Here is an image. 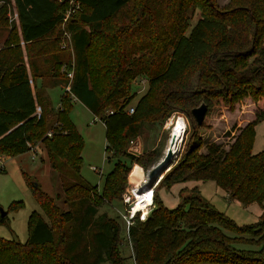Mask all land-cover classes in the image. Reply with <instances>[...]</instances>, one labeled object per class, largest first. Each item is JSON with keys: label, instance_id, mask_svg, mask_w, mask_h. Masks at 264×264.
<instances>
[{"label": "trees", "instance_id": "1", "mask_svg": "<svg viewBox=\"0 0 264 264\" xmlns=\"http://www.w3.org/2000/svg\"><path fill=\"white\" fill-rule=\"evenodd\" d=\"M135 1L79 0V8L63 21L67 2L0 0L5 3L0 25L6 23V4H11L20 34L9 35L10 45L0 49V157L42 141L62 188L52 196L24 174L46 218L32 210L25 241L0 236V264H264V208L257 221L239 225L205 201L197 188L173 207L164 205L157 193L158 187L175 182L213 179L242 203L264 200V147L252 152L255 125L264 117V0H229L222 6L216 0H139L131 7ZM126 7L127 21L104 32L107 21ZM64 29L73 59L61 72L70 89L62 87L54 108L36 81L44 72L31 59L36 52L45 56V50L32 52L30 46L54 32L59 43ZM60 50L46 58L51 71L57 72L53 68L62 62ZM138 74L146 76L147 89L130 104L135 95L131 83ZM243 98L252 103L248 120L231 126L228 133L236 132L227 145L196 135L214 103L222 101L233 110ZM75 99L105 125L107 158L113 164L101 190L80 174L83 138L69 118ZM201 102L207 109L197 124L191 109ZM174 110L185 112L193 123L191 142L154 186L146 217L135 216L126 226L132 250L127 263L120 222L105 212L97 214L98 206L121 198L134 160L144 169L157 161V152L134 156L125 145L146 121L164 120Z\"/></svg>", "mask_w": 264, "mask_h": 264}, {"label": "rangeland", "instance_id": "2", "mask_svg": "<svg viewBox=\"0 0 264 264\" xmlns=\"http://www.w3.org/2000/svg\"><path fill=\"white\" fill-rule=\"evenodd\" d=\"M229 0H216L222 6ZM139 0H136L131 7H137ZM0 2V7L2 6ZM199 15L197 10L191 15L187 33L190 31L193 24ZM6 23L0 25V49L6 48L10 43L6 42L9 35L19 34L17 13L11 4H6L5 11ZM4 20V19H3ZM127 21V7L118 15L114 20H109L106 23L104 32L110 33L111 29L118 22ZM55 32L33 42L30 46L32 52L45 50L44 55H35L36 64L43 71V77H37L36 81L41 91L47 95V87L51 86L48 98L50 99V106L54 108L59 104V98L63 92L65 82L62 72L70 67L73 59L71 43L67 37L63 36L61 32L60 42L55 40ZM63 48L60 50L62 62L51 71L49 62L46 58H51V51ZM24 59H26V51L22 47ZM28 50V51H30ZM93 61V57H91ZM62 71V72H61ZM59 77L56 73H59ZM55 73V74H53ZM54 84H60L54 85ZM53 85V86H52ZM147 89V78L144 74H138L131 83V90L135 92L134 98L130 104ZM251 101L249 98H243L236 103L233 110H227V106L222 101L214 103L207 116L205 117L204 125L198 126L196 135H199L203 140H216L221 141L227 145L233 138L235 131L228 130L234 124L236 126L243 125L247 120V112L250 109ZM53 110V109H52ZM108 108L102 112H107ZM54 111V110H53ZM230 111V112H229ZM50 117V116H49ZM69 118L75 124L77 130L83 138V147L81 150L82 163L80 166V174L82 179L90 184L97 185L101 190L103 186L104 175L111 169L113 160H109V152L106 150L105 139V125L96 117L82 102L74 100L72 108L69 111ZM51 126H55L54 114L49 118ZM175 125L181 126V141L178 144L177 151L172 157V163L168 166V170L176 160L183 156L186 146L191 142V134L193 123L190 122L185 112L180 110L171 111L164 120L154 119L146 121L141 132L129 140L125 145V150L134 156H140L145 152L154 151L159 154L155 163L142 168L135 160L132 162L130 170L127 174V184L122 192L120 199H112L105 201L98 206L97 214L105 212L110 217H115L121 224V239L120 246L121 253L127 256V263L132 261L131 246L126 239L125 228L128 225L127 220L130 203L132 204L135 194L146 188L158 187L163 173H161L154 180L149 179L150 169L166 154L168 140ZM185 132V134H184ZM184 134V136H183ZM183 136V138H182ZM264 147V117L259 120L255 125L254 140L252 144V152H258ZM204 150V147L201 148ZM3 156V155H2ZM6 157V155H5ZM0 157L3 163V171H0V209L5 211L4 215L7 219L0 222V236L5 238H15L25 241L28 236V219L32 210H36L46 218L41 207L35 200L29 186L26 183L25 175L33 182L38 183L40 188L48 192L52 196L61 193V183L57 172L52 168L42 141L32 145L31 149L25 152L11 154L6 158ZM197 188L198 193L218 211L224 213L226 216L233 219L237 224H251L259 219V215L264 208V200L261 202L254 201L250 203H242L237 199L230 198L226 191L219 187L213 179L206 180H187L175 182L170 186H160L157 188V193L160 201L168 206L173 207L182 201L183 196L190 194L192 188ZM130 196L131 200L127 203L124 201L123 196ZM16 201H20L19 206H13ZM58 202L62 204L63 208L66 205L62 203L59 198ZM135 205V204H134ZM230 234V231L226 230ZM248 246V244H246Z\"/></svg>", "mask_w": 264, "mask_h": 264}, {"label": "built area", "instance_id": "3", "mask_svg": "<svg viewBox=\"0 0 264 264\" xmlns=\"http://www.w3.org/2000/svg\"><path fill=\"white\" fill-rule=\"evenodd\" d=\"M57 2H67L68 3V7L65 10V14L63 17V21L66 20V18L72 13L74 12L76 9L79 8V0H55ZM63 36L67 37L68 40L70 41V34L67 30H63ZM67 76L71 79L72 77V70H68L67 71ZM65 90H69L70 89V82H68L65 87ZM128 107V111L132 112L134 107L133 105L127 106ZM109 111V110H107ZM96 116V115H95ZM98 117V116H96ZM99 118V117H98ZM100 119V118H99ZM48 135L51 134L50 131L47 132ZM2 160H0V169L3 168V163H1ZM140 196V199L144 198V197H149L150 200H148L146 202V204L144 205V207L138 209V210H134V203L138 200ZM124 201L125 202H129L131 200L130 196H123ZM133 203L129 205V208H127V212H128V218L129 220H127L128 225L132 222L133 218L135 216H138L140 219H144L148 213V211L150 210L151 206L153 205V188H146L145 190L139 191L137 192V194H135V198L132 201Z\"/></svg>", "mask_w": 264, "mask_h": 264}, {"label": "water", "instance_id": "4", "mask_svg": "<svg viewBox=\"0 0 264 264\" xmlns=\"http://www.w3.org/2000/svg\"><path fill=\"white\" fill-rule=\"evenodd\" d=\"M206 109H207V106L204 102H201L199 105L194 106L191 109V113L194 119L196 120L197 124L202 123L204 116H205ZM176 151L177 149L174 152H169L167 154H164L163 157L150 169L148 173L150 180H154L168 168V166L172 163V157L176 153ZM4 213L5 211H1V215H4Z\"/></svg>", "mask_w": 264, "mask_h": 264}, {"label": "bare ground", "instance_id": "5", "mask_svg": "<svg viewBox=\"0 0 264 264\" xmlns=\"http://www.w3.org/2000/svg\"><path fill=\"white\" fill-rule=\"evenodd\" d=\"M181 130V126L180 125H175L172 128L169 140H168V145H167V149H166V154L169 152H174L177 147L178 144L181 141V136H180V131ZM137 194V193H136ZM150 200L149 197H144L142 199H140V196L138 198V200L134 203V210H138L142 207H144V205L146 204V202Z\"/></svg>", "mask_w": 264, "mask_h": 264}, {"label": "crops", "instance_id": "6", "mask_svg": "<svg viewBox=\"0 0 264 264\" xmlns=\"http://www.w3.org/2000/svg\"><path fill=\"white\" fill-rule=\"evenodd\" d=\"M54 85H58V84H54ZM52 86H53V85H52ZM59 86H60V84H59ZM50 88H51V86L47 87V96H49V97H50V95H49V90H50ZM60 88H61V86H60ZM7 156H8V155H6V157H7ZM4 157H5V156H3L2 159H4ZM6 157H5V158H6Z\"/></svg>", "mask_w": 264, "mask_h": 264}]
</instances>
